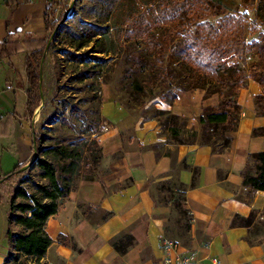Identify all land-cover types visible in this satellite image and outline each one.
Here are the masks:
<instances>
[{
  "label": "trees",
  "instance_id": "16d2710c",
  "mask_svg": "<svg viewBox=\"0 0 264 264\" xmlns=\"http://www.w3.org/2000/svg\"><path fill=\"white\" fill-rule=\"evenodd\" d=\"M182 1L180 8H160L158 5L157 10L155 0H76L70 24L57 28L59 33L55 40L64 30L65 36L74 44V52L66 50L63 57L70 65L67 74L75 83L74 90L79 96L75 100L53 103V109L33 136L35 160L26 169H23L24 165L16 166L0 178L1 184L18 177L12 184L8 202L5 264H45L43 256L53 242L45 230L47 221L58 212L78 181L95 178L102 161L96 142L103 125L101 78L104 67L116 54L114 43L108 41L112 32L121 45V79L127 82L132 94L139 97L149 93L151 99L159 97L168 105L177 99L175 89H201L204 97L218 94V107H202L200 130L192 132L191 138L199 141L197 145L209 146L214 153L230 148L241 113L237 103L240 90L246 88L249 79L264 86V30L258 35L259 44H255L261 61L257 65L259 75L253 70H248L247 75L240 64L229 63L237 45L239 22L248 20V14L243 11L226 14L215 27L207 21V8H198L190 0ZM241 1L251 7L254 23L264 29V0ZM208 3L209 0L205 2L206 6ZM48 16H45V27L47 32H52L53 24ZM240 32L243 35L241 28ZM31 44L26 57V110L29 116L40 101V64L47 50V39L31 41ZM85 48L88 49L79 52ZM57 73L58 76L61 74L60 71ZM157 89L159 92H154ZM262 98L264 94L255 96V103ZM160 117L165 119L164 122L158 120L159 125L167 126L178 144H190L178 138L185 125L184 118L168 110L153 109L152 118ZM251 135L264 136V126L254 128ZM158 147L154 143L149 149L159 156L162 153ZM163 154L171 157L169 153ZM182 167L192 169L193 174L198 173L197 167L191 168L184 163ZM240 175L243 187L264 191V151L249 154ZM191 185H194L193 179ZM155 190L161 201L172 206L185 220L182 228L189 236L192 218L184 208L186 186L177 180H168L158 182ZM252 219V213L247 218L235 216L232 223L240 221L248 225ZM123 240L121 248L116 242L112 244L119 253H125L134 243L129 235H124ZM58 241L70 244L61 236ZM72 247L74 249L75 245Z\"/></svg>",
  "mask_w": 264,
  "mask_h": 264
},
{
  "label": "crops",
  "instance_id": "0c3cea01",
  "mask_svg": "<svg viewBox=\"0 0 264 264\" xmlns=\"http://www.w3.org/2000/svg\"><path fill=\"white\" fill-rule=\"evenodd\" d=\"M53 2L0 0V178L33 158L36 113L29 116L26 110V57L31 41L47 35L45 16ZM175 94L171 105L159 107L192 116L197 129L202 107L219 104L218 94L204 97L201 89ZM259 94L261 87L253 79L240 90L241 113L229 149L214 153L209 146L179 144L169 157L149 149L159 142L157 123L135 116L120 105L109 86L102 85L103 125L96 142L102 156L97 172L103 175L78 181L49 218L45 230L53 242L43 262L171 264L193 252L204 264H264V191L243 187L240 175L249 154L264 151V136L251 135L264 126V116L256 115L253 107ZM182 163L197 167L198 173ZM174 179L186 186L184 208L192 218L191 231L187 246L173 245L165 251L168 206L157 204L155 185ZM251 213L255 216L250 224L232 223L235 216L247 218ZM251 234L260 237L253 239ZM124 235L134 243L119 253L112 244L121 248ZM60 236L70 244L59 242Z\"/></svg>",
  "mask_w": 264,
  "mask_h": 264
},
{
  "label": "rangeland",
  "instance_id": "374dc122",
  "mask_svg": "<svg viewBox=\"0 0 264 264\" xmlns=\"http://www.w3.org/2000/svg\"><path fill=\"white\" fill-rule=\"evenodd\" d=\"M190 1L196 7L198 6V8L199 6H201L200 8L203 9L207 8V21L215 27H217L221 23L224 15L239 11L246 12L245 8L248 9V11L246 12V14H248L249 16L248 20L239 22V27L237 28L236 34L237 45L234 47V57L229 64H240L241 67L246 71L247 75L249 74L248 70H253V73L259 75L260 67H258L257 65H260L261 61L256 53L257 46L255 44H259L258 35L262 33V30L264 29L258 26L257 23H254V14L251 7L243 4L241 0H209L208 6H206L205 4V2L208 0H205V2L204 0ZM75 2L76 0H54L53 7L48 16L49 22L53 24V26H51L52 32H47V35L45 37V39H47V50L45 52L44 60L41 63V87H39L42 98H40L39 105L35 109V131H37L36 129H38L39 124L44 120L45 116H47V114L49 115V113L53 109V103L56 102V100H75L77 96H79L78 92L74 90V88H76L75 83L70 80V77L67 74L70 65L65 61L63 57V52L66 50L74 52V49L72 48L74 44L71 43L70 39L65 36L66 31L64 30L60 32L58 39L55 40V36L57 35V33H59V31H57V28H59L63 24H70V20L73 16ZM158 5L160 6V8L165 7L170 9L175 8L176 6L180 8L181 5H183V1L173 0L172 3L171 0H155L154 7L157 10L159 9ZM240 28L242 29L243 35L240 34ZM108 41H110L109 44L114 43L116 47V54L112 56L113 59L109 61L104 67L103 77L101 78L102 85L109 86L114 98L118 102H122L127 107L128 111L133 113L135 116L141 117L142 119L147 121L154 120L157 123V127L159 129V142L157 143L159 147L157 148V150L162 154L165 152L169 153L171 157H173V148L179 144L177 143L176 139H174L169 133L167 126L161 127L159 125L158 120L164 122L165 118H152L153 109L168 110L159 107V105H161L162 103H166L162 102L159 97L151 99L149 97V93H146L145 95L139 97H136L131 93L127 82L121 79V52H119L121 49V45L116 42L117 39L113 32L112 35H109ZM86 49L88 48H85L79 52H83ZM58 71H60L61 73L59 74V76L58 73L56 74V72ZM256 78H258V76ZM260 87L262 94H264V86ZM157 90H155L154 92H159V89ZM176 90L180 89H175V91ZM253 103L255 114H264V98H262L257 103H255V101L253 100ZM170 112L185 119V125L178 138L190 144H198V140L194 141L191 138L192 132H199L200 130V127L199 129L195 128L193 117L191 116L188 119L184 116L173 113L172 111ZM100 172H96V175L94 177H100V175H103V172ZM17 178L18 177H15L10 182L0 184V256L3 257V261L0 264H5L4 260L8 253V243L5 237L6 216L8 212L7 202H9L10 194L12 191V184L16 182ZM173 181H175V179ZM155 194V198L158 201L157 204L163 207L166 206L161 201V196L157 194V192ZM164 214L168 217V223L165 233L166 240L172 243L175 247L187 246L186 242L188 240V236L184 233V230L182 228L183 222H185V220L179 217L178 213L175 211V209H173L172 206H168V208L165 209ZM253 216H255V214H253ZM238 223L244 222L238 221ZM257 224L258 222L256 221L255 226L258 228L259 225ZM259 229H261V227H259ZM251 237L253 239H257L260 236L251 234L250 238Z\"/></svg>",
  "mask_w": 264,
  "mask_h": 264
},
{
  "label": "built area",
  "instance_id": "2783aa9c",
  "mask_svg": "<svg viewBox=\"0 0 264 264\" xmlns=\"http://www.w3.org/2000/svg\"><path fill=\"white\" fill-rule=\"evenodd\" d=\"M247 12V10H245ZM173 248V244L165 240L163 242V249L169 251ZM170 262L168 259L167 262ZM171 264H204L201 262L193 252H189L182 257H178Z\"/></svg>",
  "mask_w": 264,
  "mask_h": 264
},
{
  "label": "water",
  "instance_id": "95a60500",
  "mask_svg": "<svg viewBox=\"0 0 264 264\" xmlns=\"http://www.w3.org/2000/svg\"><path fill=\"white\" fill-rule=\"evenodd\" d=\"M41 63H42V62H41ZM40 69H41V64H40ZM40 72H41V70H40ZM40 80H41V76H40ZM40 98H42L41 93H40ZM35 157H36V153H35V150H34L33 158L31 159V161H30L28 164H26V165L24 166L23 169H26V168L30 165V163H32V162L35 160Z\"/></svg>",
  "mask_w": 264,
  "mask_h": 264
}]
</instances>
